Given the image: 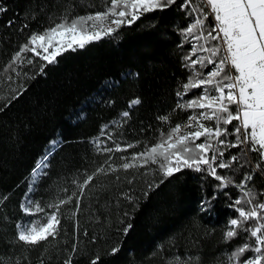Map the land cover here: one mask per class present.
I'll return each mask as SVG.
<instances>
[{"label": "trees", "instance_id": "obj_1", "mask_svg": "<svg viewBox=\"0 0 264 264\" xmlns=\"http://www.w3.org/2000/svg\"><path fill=\"white\" fill-rule=\"evenodd\" d=\"M181 3L183 0H176L172 6L144 13L116 36L64 53L57 58L58 63L45 68L46 75L16 79L27 90L0 112V196L9 195L7 201H0V257L21 261L27 257L24 264H40L41 258L45 264H63L67 258L64 249H71L76 220L79 243L73 264H92L96 257L97 264H166L172 258L184 260L197 255L200 264H218V258L225 259L237 245L245 243L247 234L243 232L224 242L230 219L238 216L230 205L240 191L233 185L219 189V181L191 169L168 178L147 196L143 195V179L137 177L131 185L123 180L131 176V170H119L121 180L116 182L113 175L99 176L93 181L97 187L82 200V211L75 220L62 217L63 229L69 235L59 242V251L53 242L29 252L14 240L15 224L24 218L20 204L28 190V179L52 139L60 138L63 144L50 159L48 176L42 178L35 193L34 198L43 204L65 196L62 189L74 187L73 177L85 169L92 172L97 166L107 167L105 154L97 152L91 141L121 112L127 110L130 116L111 134L123 146H135L110 154L114 166L121 162L118 157L142 151L146 144L157 142L162 131L187 121L191 110L179 109L178 101L186 103L201 90L192 89L183 99L176 94L183 92L181 86L191 75L184 61L191 46L181 35L191 18L179 10ZM69 5L74 14L80 15L105 7L104 0H0V6L7 9L0 14V68L7 65L30 32L48 27ZM10 20L16 23L8 28ZM25 22L29 27L21 33ZM31 67L24 66L22 72L31 75ZM110 81L113 84L106 86ZM135 98L140 103L129 108ZM165 115L170 117L168 122L158 119ZM238 151L231 149L233 153ZM248 156L254 166L257 154ZM250 170L218 172L231 174L238 182L243 172ZM154 178L158 181L162 177ZM250 184L258 193L264 191V174L257 172ZM125 192L135 203L124 199ZM214 193L216 199L211 200ZM205 200H211V204L202 210ZM258 200L264 202V195H258ZM61 211L66 216L67 206ZM129 224L131 228L125 234L123 229ZM85 231L87 236L83 235ZM114 248L119 250L113 253Z\"/></svg>", "mask_w": 264, "mask_h": 264}, {"label": "snow or ice", "instance_id": "obj_2", "mask_svg": "<svg viewBox=\"0 0 264 264\" xmlns=\"http://www.w3.org/2000/svg\"><path fill=\"white\" fill-rule=\"evenodd\" d=\"M104 3L103 10L83 15L74 14L69 5L51 20L48 27L28 34L7 65L0 68V102L3 103L0 112L27 90L25 84L16 83L17 78L31 80L38 75H46L45 68L58 63L57 58L64 53L82 50L101 39L114 37L123 26H131L144 13L172 6L176 0H104ZM179 10L185 11L186 18H191L186 28L181 30V35L185 37L184 42L192 45L191 52L196 59L191 55L184 57L185 67L191 75L181 86L183 92L176 94L183 99L190 90L201 89L199 95L186 103L178 101L179 109L191 110L187 121L175 123L162 131L157 142L146 144L142 151L118 157L121 162L114 166L109 155L122 151V148L111 132L122 127L130 116L127 110L121 112L118 119L103 125L92 141L94 149L105 154L107 167L97 166L92 172L85 169L73 177L74 187L62 189L65 196L43 204L34 199V194L42 178L48 176L50 159L63 144L59 139H52L30 174L29 187L20 204L24 216L32 219H21L15 224L17 234L14 240L29 252L38 247L43 249L53 242L59 251V242L69 235L63 229L62 217L75 220L82 211V200L87 199L92 188L97 187L93 183L97 177L113 175V182H116L121 180L117 175L119 170H131V176H125L123 180L131 185L137 177L143 179V195L147 196L168 178L184 169H191L219 181L216 185L219 189L233 185L240 191L230 205L238 216L230 219L224 242L228 243L243 232L247 234L243 237L245 243L237 245L225 259L218 258V264H264V202L258 200V195H264V191L258 193L250 184L257 172L264 174V0H183ZM6 11L0 6V14ZM15 23V20H10L6 27L11 28ZM28 27L25 22L19 31L22 33ZM28 53L32 56L28 57ZM26 65L32 66L31 75L22 72ZM4 89H7V94H3ZM139 103V98H135L129 102V108ZM158 119L168 122L170 117L165 115ZM108 141L112 144L108 145ZM134 146L127 144L126 148ZM231 149L239 151L233 153ZM249 153L257 154L254 166ZM153 165L154 168L151 167ZM246 167L251 170L244 171L238 182L233 175L218 172V169H229L231 173H237ZM157 175L162 177L158 181L154 178ZM123 197L129 203H135L128 192L123 193ZM8 199L7 194L0 196V201ZM214 199L215 193L211 197ZM211 200L202 201V210L210 206ZM63 206H67L66 216L61 211ZM249 221L254 223L249 224ZM130 228L129 224L123 232L127 234ZM78 231L76 220L71 234V249H64L67 258L63 264H73L78 252ZM83 235L87 236V231ZM92 242L95 243V237ZM118 250L114 248L112 252ZM247 252L254 255L246 256ZM98 259L94 258L92 264H97ZM5 260L8 264H24L28 258L21 261L0 257V264H5ZM40 264H45L42 258ZM166 264H200V258L198 255L184 260L172 258Z\"/></svg>", "mask_w": 264, "mask_h": 264}, {"label": "rangeland", "instance_id": "obj_3", "mask_svg": "<svg viewBox=\"0 0 264 264\" xmlns=\"http://www.w3.org/2000/svg\"><path fill=\"white\" fill-rule=\"evenodd\" d=\"M131 11V10H130ZM131 17L129 16L128 17V19H130ZM212 18L211 17H209V20H211ZM185 38V37H184ZM193 42H195L194 41V39H193ZM202 42V41H201ZM188 45H190L191 47H192V45L190 44V43H187ZM200 53H197V55H199ZM189 55H191L192 56V59H196V56L195 55H192V52H190L189 53ZM32 56V54H30V56H28V57H31ZM197 67H199V65H197ZM211 67V66H210ZM204 71H207V69H205ZM113 83L110 81V82H107V84H106V86H110V85H112ZM201 90V89H200ZM4 92L7 94V91L6 90H4ZM190 99H192V98H190ZM189 99V100H190ZM95 100V99H94ZM136 106V105H135ZM134 106V107H135ZM133 108V107H132ZM196 111H199V109H197ZM81 117L83 118L84 117V115H81ZM204 123H207V124H212L213 122L212 121H204ZM235 123V122H234ZM189 129H183V131H188ZM57 139H59L60 140V138H57ZM229 139H232V137H229ZM93 140H95V139H93ZM92 140V141H93ZM92 141H91V144L93 145V143H92ZM111 142V144H112V141H110ZM200 141H197V143H199ZM120 143V142H119ZM121 148H122V151H120V152H123L124 150H126L125 148H126V146H123L122 144H121ZM47 150V149H46ZM45 153V152H44ZM226 170V172L228 173L229 171H227L228 169H225ZM30 178V177H29ZM28 187H29V179H28ZM34 196H35V194H34ZM23 219H25V220H27V219H32V217H28V216H24V218ZM250 257V256H249Z\"/></svg>", "mask_w": 264, "mask_h": 264}, {"label": "bare ground", "instance_id": "obj_4", "mask_svg": "<svg viewBox=\"0 0 264 264\" xmlns=\"http://www.w3.org/2000/svg\"><path fill=\"white\" fill-rule=\"evenodd\" d=\"M62 141V140H61ZM46 151V150H45ZM35 199V198H34Z\"/></svg>", "mask_w": 264, "mask_h": 264}]
</instances>
